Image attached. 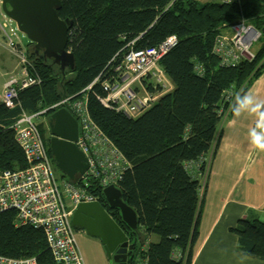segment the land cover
<instances>
[{
    "label": "trees",
    "instance_id": "trees-1",
    "mask_svg": "<svg viewBox=\"0 0 264 264\" xmlns=\"http://www.w3.org/2000/svg\"><path fill=\"white\" fill-rule=\"evenodd\" d=\"M61 3L60 18L73 20L67 49L74 54V69L62 70L35 48L28 54L33 64L31 74L38 75L42 83L21 89L13 108L0 102V170L27 165L11 128L22 112L37 113L66 97L86 96L91 119L129 162L118 188L122 200L137 212V230L121 221L119 209L106 203L96 178L73 181L98 196L133 237L136 247L129 264H134L137 255L146 264H192L199 234L201 179L191 176L185 164L198 161L211 150L223 116L220 109L232 106L224 100V92L232 89L237 96L264 72V0ZM241 16L260 30L262 43L253 59H243L235 67L223 66L212 52L215 37ZM170 35H176L178 42L161 58L160 65L172 89L162 92L161 86L144 79L146 91L159 93V97L135 117L105 106L99 97L108 93L101 83L113 78L111 71L131 48L129 44L136 49L151 48ZM28 45L34 46L31 41ZM196 63L204 67L202 75L196 72ZM199 170L203 172L205 166ZM59 175L68 178L61 172ZM16 216L14 209L0 212V254L35 256L39 264H58L43 229L17 225ZM231 230L238 236L241 252L264 261L263 221L241 218ZM151 234L157 235L158 241L141 249L144 236Z\"/></svg>",
    "mask_w": 264,
    "mask_h": 264
},
{
    "label": "built area",
    "instance_id": "built-area-1",
    "mask_svg": "<svg viewBox=\"0 0 264 264\" xmlns=\"http://www.w3.org/2000/svg\"><path fill=\"white\" fill-rule=\"evenodd\" d=\"M2 2L3 0H0V28L9 50L24 70L23 75L13 76L6 82L1 96V101L13 108L21 89L41 84L42 80L38 75L31 74L33 64L27 50L22 47L15 22L4 13ZM260 38V30L241 16L216 35L212 52L220 59L221 65L235 67L243 59L251 60L255 57L252 46L260 41ZM177 42V36L170 35L151 48L136 49L132 47L133 43H130L131 48L111 71L113 78L102 81L101 84L108 94L99 97L100 101L105 106L116 107L132 117L143 113L157 100L159 93H141L137 84L146 89L144 79H149L161 86L162 92L172 89L160 60ZM195 70L200 75L204 73V67L200 63L195 64ZM235 96L232 89L224 92V100L231 101L232 104ZM61 107H65L79 124L77 145L86 155L89 165L85 174L80 177L96 178L102 191L109 185L118 186L129 162L91 119L87 97H66L40 112H22L12 123L15 140L25 155L27 165L0 170V212L14 209L17 212V225L29 224L43 229L53 259L58 264H85L77 243L76 228L72 224L73 212L78 204L99 201V198L89 193L86 188L78 186L73 180L62 179L56 174L48 145L35 122L39 115ZM230 109L221 108L220 112L224 116ZM201 165L205 166L203 172L199 170ZM210 165L211 157L208 153L198 161L185 164L191 176L201 179V195L206 186ZM140 258L137 255L134 264H146V261ZM0 264L39 263L35 256L11 257L0 254Z\"/></svg>",
    "mask_w": 264,
    "mask_h": 264
},
{
    "label": "crops",
    "instance_id": "crops-1",
    "mask_svg": "<svg viewBox=\"0 0 264 264\" xmlns=\"http://www.w3.org/2000/svg\"><path fill=\"white\" fill-rule=\"evenodd\" d=\"M19 39L29 52L30 46L24 45L23 37ZM21 66L0 28V102L6 82L14 75L24 74ZM249 90L264 99V72L246 91ZM255 124L256 117L247 112L237 118L230 110L222 116L217 137L208 152L212 160L200 197L199 234L192 264H264L238 249V236L231 230L241 218L264 222V152L253 150L248 140V133ZM76 239L85 264H115L100 238L76 228ZM158 239L155 234L145 235L141 249Z\"/></svg>",
    "mask_w": 264,
    "mask_h": 264
},
{
    "label": "water",
    "instance_id": "water-1",
    "mask_svg": "<svg viewBox=\"0 0 264 264\" xmlns=\"http://www.w3.org/2000/svg\"><path fill=\"white\" fill-rule=\"evenodd\" d=\"M61 0H3L4 13L16 23L20 32L34 44L36 53L62 70L74 69L75 57L67 49L68 33L72 19H62L58 14ZM50 130L48 144L59 171L70 180H76L88 169V159L78 147L79 124L65 108L51 112L47 117ZM103 193L106 203L119 209L121 221L131 230L138 228L137 212L122 200L118 186L109 185ZM72 224L90 236L101 239L108 256L115 264H129V251L136 247L131 236L120 226L106 207L99 201L82 202L73 212Z\"/></svg>",
    "mask_w": 264,
    "mask_h": 264
},
{
    "label": "clouds",
    "instance_id": "clouds-1",
    "mask_svg": "<svg viewBox=\"0 0 264 264\" xmlns=\"http://www.w3.org/2000/svg\"><path fill=\"white\" fill-rule=\"evenodd\" d=\"M237 93L238 95L233 98L231 112L237 118L244 112L256 117L255 127L248 133L249 145L253 150L264 152V99L258 98L251 90ZM51 112L53 111L48 115Z\"/></svg>",
    "mask_w": 264,
    "mask_h": 264
},
{
    "label": "rangeland",
    "instance_id": "rangeland-1",
    "mask_svg": "<svg viewBox=\"0 0 264 264\" xmlns=\"http://www.w3.org/2000/svg\"><path fill=\"white\" fill-rule=\"evenodd\" d=\"M199 1H201V2H206V1H210V0H199ZM212 1V0H211ZM232 1H234V0H230V2L229 3H231ZM18 35L20 36V38L21 37H23V43H24V45L25 46H27L28 45V42L30 41L28 38H27V36L26 35H24L22 32H20V31H18ZM261 43H262V40H260V41H258V42H256V43H254V45L252 46V50L256 53L258 50H259V48H260V45H261ZM33 49H34V46L32 45V46H30L29 47V49H28V54H30V52H33ZM14 63H16V61L14 62ZM17 65H18V63H17ZM22 67V66H21ZM15 76V75H14ZM151 81V80H150ZM145 83V82H144ZM142 86H143V84H142ZM137 87H139V89H141V87L139 86V84H137ZM48 116V114L46 115L45 114V116L44 115H39V117L37 118V119H35V122L37 123V124H40V126H39V129H40V131H41V133H42V135H43V137H44V139L45 140H48V138L50 137V131H49V127H48V123H47V119H46V117ZM211 157V156H210ZM211 160H212V158H211ZM55 171H56V174H58L59 175V173H60V171L56 168L55 169ZM60 176V175H59ZM60 178H62V177H60ZM63 179V178H62Z\"/></svg>",
    "mask_w": 264,
    "mask_h": 264
},
{
    "label": "flooded vegetation",
    "instance_id": "flooded-vegetation-1",
    "mask_svg": "<svg viewBox=\"0 0 264 264\" xmlns=\"http://www.w3.org/2000/svg\"><path fill=\"white\" fill-rule=\"evenodd\" d=\"M50 131V130H49ZM131 236V235H130ZM133 237L131 236V239H132ZM131 239H130V241H131ZM132 251H130V253H131ZM129 253V256H128V263L130 262V259H131V254Z\"/></svg>",
    "mask_w": 264,
    "mask_h": 264
}]
</instances>
